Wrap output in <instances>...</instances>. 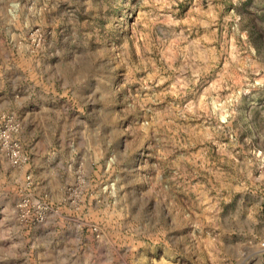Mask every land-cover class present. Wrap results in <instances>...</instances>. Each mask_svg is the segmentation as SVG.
I'll return each mask as SVG.
<instances>
[{
  "label": "rangeland",
  "instance_id": "obj_1",
  "mask_svg": "<svg viewBox=\"0 0 264 264\" xmlns=\"http://www.w3.org/2000/svg\"><path fill=\"white\" fill-rule=\"evenodd\" d=\"M0 264H264V0H0Z\"/></svg>",
  "mask_w": 264,
  "mask_h": 264
},
{
  "label": "built area",
  "instance_id": "obj_2",
  "mask_svg": "<svg viewBox=\"0 0 264 264\" xmlns=\"http://www.w3.org/2000/svg\"><path fill=\"white\" fill-rule=\"evenodd\" d=\"M19 156H20L19 151L14 150V151L12 152L11 157H12V159H13V161H14L15 163L17 162V159L19 158Z\"/></svg>",
  "mask_w": 264,
  "mask_h": 264
}]
</instances>
